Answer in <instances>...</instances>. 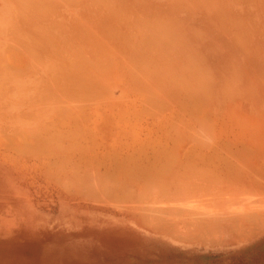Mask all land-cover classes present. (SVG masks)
<instances>
[{"label": "rangeland", "instance_id": "rangeland-1", "mask_svg": "<svg viewBox=\"0 0 264 264\" xmlns=\"http://www.w3.org/2000/svg\"><path fill=\"white\" fill-rule=\"evenodd\" d=\"M0 55V264H264V0H0Z\"/></svg>", "mask_w": 264, "mask_h": 264}, {"label": "bare ground", "instance_id": "bare-ground-1", "mask_svg": "<svg viewBox=\"0 0 264 264\" xmlns=\"http://www.w3.org/2000/svg\"><path fill=\"white\" fill-rule=\"evenodd\" d=\"M17 1H19V0H17ZM21 1H22V0H20V4H21ZM77 1H78V0H77ZM91 1H92V0H91ZM96 1H99V0H96ZM105 1H106V0H105ZM108 1H109V0H108ZM123 1H124V0H123ZM184 1H185V0H184ZM26 2H28V1H26ZM64 2H66V1H64ZM103 2H104V1H103ZM103 2H100V3H103ZM147 2H148V1H147ZM14 3H16V2L14 1ZM28 3H29V2H28ZM69 3H71V2H69ZM75 3H76V2H75ZM114 3H115V2H114ZM120 3H121V2H120ZM148 3H149V2H148ZM187 3H188V2H187ZM220 3H222V2H220ZM229 3H230V2H229ZM22 4H23V3H22ZM29 4H30V3H29ZM29 4H28V5H29ZM40 4H41V3H40ZM72 4H73V3H72ZM76 4H77V3H76ZM93 4H94V3H93ZM164 4H165V3H164ZM172 4H173V3H172ZM188 4H189V3H188ZM193 4H194V3H193ZM197 4H198V3H197ZM36 5H37V4H36ZM64 5H65V4H64ZM69 5H70V4H69ZM86 5H87V4H86ZM113 5H114V4H113ZM18 6H19V5H18ZM26 6H27V4H25V2H24V4H23L24 10H23V7H22V6L20 7V9L22 8V10H21L22 12H23V11H25V12L28 11V13H29V12H30V11H29L30 8H25ZM39 6H41V5H39ZM81 6H82V5H81ZM33 7H35V5H34ZM190 7H191V6H190ZM14 8H15V7H14ZM18 8H19V7H18ZM36 8H37V7H36ZM87 8H88V7H87ZM93 8H95V6H93ZM162 8H163V7H162ZM193 8H194V7H193ZM27 9H29V10H27ZM32 9H33V8H32ZM15 10H17V9L15 8ZM34 10H35V9L31 10V12H32L31 14H33V11H34ZM85 10H86V9H85ZM141 10H142V8H141ZM190 10H191V9H190ZM17 12H18V11H17ZM96 12H97V11H96ZM150 12H151V11H150ZM194 12H195V11H194ZM151 13H152V12H151ZM205 13H206V12H205ZM224 13H225V12H224ZM35 14H36V13H35ZM144 14H145V13H144ZM152 14H153V13H152ZM173 14H174V13H173ZM211 14H212V13H211ZM17 15H18V14H17ZM36 15H37V14H36ZM145 15H147V14H145ZM160 15H161V14H160ZM174 15H175V14H174ZM19 16H20V15H19ZM19 16H18V17H19ZM155 16H158V15H155ZM215 16H216V15H215ZM218 16H220V15H218ZM218 16H217V17H218ZM28 17H29V16H28ZM159 17H160V16H159ZM169 17H170V16H169ZM92 18H93V17H92ZM127 18H128V17H127ZM129 18H131V17H129ZM171 18H172V17H171ZM19 19H20V18H19ZM110 19H111V18H110ZM150 20H151V19H149L148 21H150ZM158 20H159V19H158ZM165 20H166V19H165ZM172 20H175V19H172ZM102 21H103V20H102ZM104 21H105V20H104ZM141 21H142V20H141ZM144 21H145V20H144ZM146 21H147V20H146ZM159 21H160V20H159ZM156 22H157V21H156ZM161 22H162V20H161ZM163 22H164V21H163ZM148 23L153 24V22H148ZM238 23H239V22H238ZM142 24H144V22H143ZM142 24H141V25H142ZM158 24H159V23L156 24V27H154V26H153V27H154V28H157V29H158V28H162V27L158 26ZM162 24H164V26H166V25H165L166 22H165V23H162ZM239 24H240V23H239ZM160 25H161V24H160ZM170 25H171V24H170ZM196 25H197V24H196ZM142 26H143V25H142ZM150 26H151V25H150ZM177 26H178V25H177ZM143 27H144V26H143ZM145 27H146V26H145ZM167 27H168V25H167ZM167 27H165V29L163 28L164 30L159 31V34L162 35V36H166V35L169 36L168 34H165V32L167 31V30H166ZM171 27H172V26H171ZM178 27H179V26H178ZM146 28H147V27H146ZM168 28H170V27H168ZM181 28H182V27H181ZM144 29H145V28H144ZM144 29H143V30H144ZM147 29H149V28H147ZM150 29H152L153 32L155 31V33H153ZM150 29H149V30H150L152 33L150 32V33H148V34H149L150 36L153 34L152 36L154 37V36L156 35V32H158V31L155 30V29H153L152 26H151ZM159 30H160V29H159ZM172 30H173V29H172ZM187 30H188V29H187ZM139 31H140V30H139ZM141 31H142V30H141ZM145 31H146V30H145ZM145 31H143V33H144ZM199 31H200V30H199ZM160 32H163L165 35H164L163 33H160ZM167 32H168V31H167ZM175 32H176V31H175ZM177 32H178V31H177ZM202 32H203V31H202ZM137 33H138V31H137ZM145 33H147V32H145ZM171 33H172V32H171ZM190 33H191V32H190ZM228 33H229V32H228ZM134 34L136 35V33H134ZM134 34H133V35H134ZM148 34H146L147 36H146V35H145V36L148 37ZM169 34H170V33H169ZM157 35H158V33H157ZM171 35H172V34H170V36H171ZM189 35H190V34H189ZM137 36H138V35H137ZM145 36L141 35L140 37L145 38ZM152 36H151V38H153ZM170 36H169V38H170ZM176 36H177V35H176ZM187 36H188V35H187ZM158 37H159V36H158ZM171 37L173 38V37H174V34H173V36H171ZM154 38H156V37H154ZM166 38H168V37H166ZM172 38H171V40H172ZM193 38H194V37H193ZM145 39H146V38H145ZM148 39H150V38L148 37V38L146 39V40H147V41H146V40H144V39L141 38V40H142L143 42H148V44H150V43H149L150 40L148 41ZM160 39H161V37H160ZM190 39H191V38H190ZM197 39H198V38H197ZM154 40L156 41V39H153V43L156 44V42H157V43H158V42L160 43V41H161L162 39H161L160 41H156V42H154ZM165 40H166V39H165ZM165 40H164V41H165ZM168 40H170V39H168ZM173 40H174V39H173ZM178 40H179V39H178ZM184 40H186V39H184ZM192 40H193V39H192ZM192 40H190V41H192ZM129 41H130V39H129ZM138 41H139V40H138ZM142 41H141V42H142ZM151 41H152V39H151ZM174 41H175V40H174ZM131 42H133V40H132ZM134 42H135V41H134ZM175 42H176V41H175ZM220 42H221V41H220ZM197 43H198V42H197ZM207 43H208V42H207ZM131 44H132V43H131ZM138 44H139V42H138ZM141 44H143V43H141ZM151 44H152V43H151ZM164 44H165V43H164ZM164 44H163V45H164ZM181 44H182V43H181ZM132 45L135 47L134 44H132ZM157 45H158V44H157ZM161 45H162V44L160 43L159 46H161ZM172 45H173V44H172ZM138 46H141V45L139 44V45H137V47H138ZM146 46H147V45H146ZM148 46H149V45H148ZM167 46H168V44H167ZM167 46H166V48L164 47L166 50L168 49ZM169 46H170V45H169ZM177 46H178V44H177ZM196 46H197V45H196ZM143 47H144V46H143ZM143 47H142V48H143ZM151 47H153V46H151ZM151 47H149V48H151ZM154 47H156V46L154 45ZM178 47H179V46H178ZM193 47L195 48V46H193ZM135 48H136V47H135ZM159 48H161V47H159ZM198 48H199V47H198ZM198 48H197V49H198ZM137 49H138V48H137ZM143 49H145V48H143ZM151 49H152V48H151ZM153 49H156V48H153ZM179 49H180V48H179ZM149 50H150V49H149ZM180 50H181V49H180ZM185 50H186V49H185ZM141 51H142V49L140 48V52H141ZM143 51H144V50H143ZM143 51H142V52H143ZM150 51H151V50H150ZM178 51H179V50H178ZM187 51H188V50H187ZM142 52H141V53H142ZM152 52H153V51H152ZM163 52H167V53H169L168 51H165V50H163ZM176 52H177V51H176ZM249 52H250V51H249ZM145 53H146V52H145ZM188 53H189V52H188ZM190 53H191V51H190ZM190 53H189V54H190ZM197 53H198V52H197ZM252 53H253V52H252ZM164 54H166V53H164ZM173 54H175V53H173ZM173 54H172V55H173ZM179 54H180V53H179ZM256 54H257V53H256ZM148 55H149V54H148ZM161 55H162V53H161ZM168 55H169V54H168ZM182 55H183V54H182ZM190 55H191V54H190ZM193 55H194V54H193ZM198 55H199V54H198ZM248 55H249V54H248ZM144 56H145V57H144ZM144 56H143V57L146 59L147 56H146L145 54H144ZM153 56H154V54H153ZM164 56H165V55H164ZM169 56H170V55H169ZM173 56H174V55H173ZM195 56H196V55H195ZM261 56H262V55H261ZM0 57L2 58L1 55H0ZM167 57H168V56H167ZM177 57H178V56H177ZM201 57H202V56H201ZM259 57H260V55H259ZM263 57H264V56H263ZM169 58H170V57H169ZM171 58H172V56H171ZM171 58L168 59V60H171V61H172V59L175 58V56H174L172 59H171ZM235 58H236V57H235ZM152 59H153V58H152ZM155 59H156V58H155ZM186 59H187V58H186ZM192 59H193V58H192ZM199 59H200V58H199ZM256 59H257V58H256ZM176 60H177V59H176ZM187 60H188V59H187ZM194 60H196V58H195ZM146 61H147V60H146ZM171 61H170V62H171ZM180 61L182 62V60H180ZM180 61H179V62H180ZM191 61H192V60H191ZM204 61H205V60H204ZM172 62H173V61H172ZM231 62H232V60H231ZM236 62H238L237 59H236ZM0 63H1V62H0ZM190 63H191V62H190ZM193 63H194V62H193ZM198 63H199V62H198ZM238 63H239V62H238ZM238 63H237V64H238ZM168 64H169V63H168ZM183 64H184V63H183ZM185 64H186V63H185ZM195 64H196V63H194V65H195ZM200 64H201V63H200ZM163 65H164V64H163ZM165 65H166V64H165ZM206 65H207V64H206ZM185 66H186V65H185ZM187 66H188V65H187ZM201 66H204V65H201ZM201 66H197V65H196L195 67H198V68L200 69ZM241 66H242V65H241ZM185 68H186V67H185ZM240 68H241V67H240ZM190 69H191V68H189V71H190ZM195 69H196V68H195ZM227 69H228V68H227ZM202 70H203V69H202ZM209 70H210V69H209ZM218 70H219V69H218ZM229 70H230V69H229ZM0 71H1V68H0ZM187 71H188V70H187ZM189 71H188V73H189ZM194 71H196V70H194ZM192 72H193V71H192ZM199 72H203V73H204V71H200V70H199ZM205 72H206V71H205ZM191 75H192V74H191ZM194 75H196V74H194ZM202 75L204 76V74H202ZM207 75H208V74H206V76H207ZM199 76H200V75H199ZM199 76H197V77H199ZM208 76H209V75H208ZM174 77H175V76H174ZM177 78H178V77H177ZM187 79H189V78H187ZM187 79H186V80H187ZM190 79H192V78H190ZM195 79H196V78H195ZM199 79H201V78H199ZM204 79H205V78H204ZM204 79H203V80H204ZM206 79H207V78H206ZM208 79H209V77H208ZM227 79H228V78H227ZM174 80H176V79H174ZM196 80H197V79H196ZM204 81H206L207 83L209 82V81H207V80H204ZM204 81H203V82H204ZM236 81H237V80H236ZM177 82H178V81H177ZM187 82H188V80H187ZM198 82H199V81H198ZM188 83H190V82H188ZM199 83H200V82H199ZM211 83H212V82H211ZM232 83H233V82H232ZM204 84H205V83H204ZM204 84H202V86H201V85H200V86L203 87V88H206V86H205L206 84H205V85H204ZM184 85H185V84H184ZM203 85H204V86H203ZM198 86H199V85H198ZM186 88H187V87H186ZM188 90H189V89H188ZM185 91H186V90H185ZM193 91H194V90H193ZM1 92H2V91H1ZM195 92H197V91H195ZM182 93H183V92H182ZM198 93H199V90H198ZM2 94H3V93H2ZM186 94H188V93H186ZM229 94H230V93H229ZM188 95L190 96V95H192V94H188ZM185 97H186V95H185ZM188 98H189V97H188ZM188 98H187V99H188ZM190 98H191V97H190ZM227 98H229V97H227ZM234 100H235V99H234ZM14 115H15V114H14ZM17 115H19V114H17ZM29 115H30V114H29ZM30 116H31V115H30ZM33 116H34V115H33ZM29 118H33V117L31 116V117H29ZM258 139H259V138H258ZM258 139H257V141H258ZM260 143H261V142H260ZM255 145H257V144H255ZM260 146H261V145H260ZM255 162H256V161H255ZM261 165H263V164H261ZM261 165H260V166H261ZM257 166H258V165H257ZM260 168L262 169V167H260ZM260 168H259V169H260ZM263 170H264V169H263ZM258 171H260V170H258ZM77 172H78V171H77ZM259 173H260V172H259ZM263 173H264V172H263ZM73 174H74V173H73ZM80 175H81V174H80ZM74 176H75V175H74ZM244 176H245V175H244ZM242 177H243V176H242ZM80 178H81V179H80ZM77 179H78L79 182L83 179L82 182H85L86 184L83 183V185H82V182H81V185H82V186L79 184L81 187H80V186L78 187V185H77V186L74 185V183H73L74 180H73L72 182L69 180L68 183H73L74 188L78 187V188H80V190L83 189V188H82L83 186H84V187L86 186V188H88V186H90V187L88 188V189H90V190H88L87 193H88V194H93V195H94V193H92V192H93L92 190H96V189L93 188V187H94V186H93L94 184L91 186L92 182H89L90 180L87 179L88 182L91 183L90 185H89V184L87 185V181H86V180L84 181V179H86V178L79 176V177L76 178V180H77ZM79 179H80V180H79ZM241 179H242V178H241ZM241 179H240V180H241ZM71 180H72V179H71ZM92 180H93V179H92ZM102 180H103V179H102ZM263 180H264V179H263ZM75 182H76V181H75ZM98 182H103V181H98ZM253 182H254V181H253ZM93 183H95V182H93ZM239 183H240V182H239ZM250 183H251V182H250ZM64 184H65V183H64ZM76 184H77V183H76ZM102 184H103V183H102ZM106 184H107V183H106ZM227 184H228V183H227ZM242 184H243V183H242ZM66 185H67V184H66ZM99 186H100V185H98L97 188H98ZM107 186H108V185H107ZM221 186H222V185H221ZM253 186H254V185H253ZM260 186H262V185H260ZM66 187L68 188V186H66ZM242 187H243V185H242ZM249 187L251 188V185H250ZM86 188H85V190H86ZM99 188H100V187H99ZM99 188H98V189H99ZM102 188H103V187H102ZM102 188H101V189H102ZM105 188H106V187H105ZM246 188H248V186H246L245 183H244V187L242 188V189H243L242 192H243ZM76 189H77V188H76ZM106 189H108V188H106ZM143 189H144V188H143ZM143 189H142V190H143ZM227 189H228V188H227ZM83 190H84V189H83ZM85 190H84V191H85ZM99 190H100V189H99ZM99 190H98V191H99ZM140 190H141V189H140ZM230 190H231V189H230ZM246 190H247V189H246ZM246 190H245L244 192L249 191V189H248L247 191H246ZM250 190H251V189H250ZM86 191H87V190H86ZM86 191H85V192H86ZM138 191H139V190H138ZM218 191H221V190H218ZM254 191H255V190H254ZM256 191H257V189H256ZM258 191H259V189H258ZM258 191H257V192H258ZM263 191H264V190H263ZM100 192H101V191H100ZM141 192H142V191H141ZM144 192H145V193H144ZM240 192H241V191H240ZM240 192H239V193H240ZM261 192H262V190L259 191V193H261ZM95 193H96V192H95ZM105 193H106V192H105ZM137 193H138V192H137ZM142 193H143V194H146V191L143 190ZM211 193H212V192H211ZM213 193H214V192H213ZM216 193H217V192H216ZM230 193H231V192H230ZM247 193H248V192H247ZM250 193H251V192H250ZM259 193H258V194H259ZM263 193H264V192H263ZM138 194H139V193H138ZM138 194H137V195H138ZM232 194H233V193H232ZM252 194H253V192H252ZM254 194H255V193H254ZM95 195L97 196V194H95ZM95 195H94V198H96ZM103 195H104V194H103ZM139 195H141V194H139ZM146 195H147V194H146ZM228 195H229V194H228ZM242 195L245 197V195H247V194H246V193H243ZM250 195H251V194H250ZM259 195H260V194H259ZM261 195H262V194H261ZM88 196H89V195H88ZM98 196H99V195H98ZM240 196H241V195H240ZM91 197H92V196H91ZM127 197H128V196H127ZM149 197H150V196H149ZM246 197H247V196H246ZM88 198H89V197H88ZM97 198H98V197H97ZM97 198H96V199H97ZM138 198H139V197H138ZM142 198H143V197H142ZM257 198H258V197H257ZM259 198H260L259 200H263V199H264V197H259ZM261 198H262V199H261ZM117 199H118V197H117ZM140 199H141V198H140ZM140 199H139V200H140ZM238 199H239V198H238ZM245 199H246V198H244V200H245ZM247 199H248V197H247ZM252 199H253V198H252ZM73 200H74V199H73ZM91 200H93V199H91ZM114 200H115V199H114ZM248 200H251V199H248ZM140 201H141V200H140ZM144 201H145V199H144ZM93 202H94V201H93ZM112 202H113V201H112ZM112 202H111V203H112ZM146 202H147V201H146ZM246 202H247V201H244L243 203H246ZM249 202H250V201H249ZM252 202H253V201H252ZM252 202H250L249 204H251ZM259 202H260V201H259ZM263 202H264V200H263ZM254 203H255V202H254ZM103 204H105V203H103ZM249 204H248V205H249ZM260 204H261V203H260ZM140 205H141V204H140ZM146 205H147V204H146ZM195 205H196V204H195ZM228 205H231V204H228ZM256 205H257V204H256ZM236 206H238V205H236ZM242 206H244V205H242ZM251 206H252V205H251ZM113 207H114V206H113ZM115 207H117V206H115ZM197 207H199V206H197ZM231 207H232V206H230V207H228V208H231ZM234 207H235V206H234ZM238 207H239V206H238ZM258 207H259V206H257V208H258ZM117 208H118V207H117ZM150 208H151V207H150ZM241 208H242V207H241ZM247 208H250V207L247 206ZM251 208L253 209V207H251ZM257 208H256V209H257ZM259 208H260V207H259ZM259 208H258V209H259ZM119 209H120V208H119ZM136 209H137V208H136ZM144 209H145V208H144ZM203 210H205V209H203ZM210 210H211V209H210ZM243 210H245V207L243 208ZM243 210H242V211H243ZM261 210H264V208L261 209ZM121 211H122V210H121ZM197 211H198V209H197ZM201 211H202V210H200V212H201ZM240 211H241V210H240ZM242 211H241V212H242ZM136 212H137V211H136ZM146 213H147V212H146ZM148 213H149V212H148ZM203 213H204V212H203ZM211 213H212V212H211ZM252 213H253V212H252ZM257 213H258V212H257ZM245 214H246V213H245ZM253 214H255V213H253ZM259 214H260V213H259ZM261 214H264V213L262 212ZM207 215H208V213H206V215L204 214L203 216H207ZM145 216H146V214H145ZM200 216H202V215H200ZM209 216H210V215H209ZM229 216H230V215H229ZM239 216H240L241 219H242L243 216H241V214H240ZM239 216H238V219H240ZM246 216H247L248 218H247ZM246 216H244L243 219H246V220L249 221L250 218L252 219L255 215H254L253 217L250 215L251 217H249V216L246 214ZM257 216H258V215H257ZM259 216H260V217H259ZM259 216H258V217L255 216V218H254L253 220H255L256 223H258V222H259V223H262V226L264 227L263 222H261V221H264V219H262V218L264 217V215H263V217H262V215H259ZM231 217H234V216H231ZM231 217H230V218H231ZM245 217H246V218H245ZM199 218H200V217H199ZM235 218H236V217H235ZM256 218H257V219H256ZM201 219H203V218H201ZM205 219H206V218H205ZM233 219H234V218H233ZM238 219H237V220H238ZM203 220H204V219H203ZM219 220H220V219H219ZM253 220H252V223H253ZM260 220H261V221H260ZM146 221H147V220H145V222H146ZM163 221H164V220H163ZM208 221H209V220H208ZM241 221H242V220H241ZM257 221H258V222H257ZM197 222H198V221H197ZM219 222H220V221H219ZM219 222H218V224H217V223H214V224H216V225L219 226V225L221 224V223H219ZM224 222H225V221H224ZM233 222H234V220H233ZM243 222H244V221H243ZM243 222H242V224H243ZM255 222H254V223H255ZM158 223H159V222H158ZM158 223L156 224L157 227H159V228H161V229L163 230L164 227H162V224L159 223V224H161V227H160V225H159ZM163 223H164V222H163ZM198 223H201V222H198ZM205 223H209V222H205ZM210 223H211V222H210ZM238 223H239V222H238ZM259 223H258V226H257V227H256V224H255V228L258 229L259 226L261 227V224H259ZM203 224H204V223H203ZM239 224H240L239 226L241 227L242 224H241V223H239ZM147 225L149 226V224H147ZM150 225H152V224H150ZM201 225H202V223H201ZM212 225H213V224H212ZM230 225H231V228H228V230L230 231L229 233H233L234 231H233V232H231V231H232V230H235V229L233 228L234 224L231 222ZM237 225H238V224H237ZM246 225H247V224H246ZM193 226H194V225H193ZM198 226H199V224H198ZM207 226H208V225H207ZM207 226L205 225L204 227H207ZM239 226H238V227H239ZM242 226H243V225H242ZM213 227H214V226H213ZM220 227H221V226H219V230H220ZM236 227H237V226H235V228H236ZM244 227H245V226H244ZM252 227H254V226H251V224L249 223V227H248L249 230H251ZM260 227H259V228H260ZM263 227H262V228H263ZM4 228H5V227H4ZM155 228H156V227H155ZM173 228H174V227H173ZM242 228H243V227H242ZM242 228H240V229L243 230ZM245 228H246V227H245ZM245 228H244V229H245ZM7 229H8V228H7ZM161 229H159V230H161ZM194 229H195V228H194ZM216 229H217V228H216ZM230 229H232V230H230ZM240 229H239V230H240ZM260 229H261V228H260ZM3 230H4V229H3ZM5 230H6V229H5ZM5 230H4V231H5ZM154 230H155V229H154ZM172 230H173V229H172ZM188 230H189V229H188ZM201 230H204V228L201 229ZM228 230H227V231H228ZM239 230H238V232H239ZM10 231H11V229H10ZM176 231H178V230L176 229ZM189 231H191V230H189ZM196 231H197V230H196ZM204 231H205V230H204ZM208 231H209V230H208ZM244 231H245V230H244ZM251 231H252L253 234L250 233ZM251 231H250L249 233H248V231H247V232L245 231L243 234L245 235V233H247L246 236H248V235H249V236L254 235V234H255L254 231H253V230H251ZM255 231L258 232L259 230H258V231L255 230ZM8 232H9V229H8ZM170 232H171V230H170ZM206 232H207V230H206ZM206 232H204V233H205L206 236H208V235L206 234ZM225 232H226V231H225ZM238 232H234V234H235V235H238V237H239L238 240H240V237H241V236H239V235H240V234L243 235V234H242L243 231H240V233H238ZM12 233H13V232H12ZM168 233H169V232H168ZM173 233H174V232H173ZM186 233H187V231H186ZM218 233H219V231L217 232V235H218ZM236 233H237V234H236ZM180 234H181V233H180ZM188 234H190L189 236H191V238L189 237V239H191V240L198 239V237L194 238L195 236H199L198 234H196V235H192V233H188ZM188 234H187L186 236H188ZM194 234H195V233H194ZM202 234H203V233H202ZM211 234H212V233H211ZM220 234H222V233H220ZM250 234H251V235H250ZM174 235H175V234H174ZM176 235H178V234H176ZM176 235H175V236H176ZM205 235H204V236L201 235V236L203 237L204 240H203L202 238H201L202 240H201V239H200V240L203 241V242H204L205 240L207 241L208 239L210 240L211 237H212L214 234H212V236H211L210 238H208V239L205 237ZM215 235H216V234H215ZM215 235H214V236H215ZM217 235H216V236H217ZM222 235H223V234H222ZM244 235H243V236H244ZM201 236H199V237H201ZM220 236H221V235H220ZM220 236H219V237H220ZM192 237H193V238H192ZM177 238H178V236H177ZM181 238H183V236H182ZM215 238H217V237H215ZM232 238H233V237H232ZM232 238H231V239H232ZM229 239H230V238H229ZM244 239H245V238H244ZM247 239H248V238H247ZM191 240H190V241H191ZM198 240H199V239H198ZM214 240H216V239H214ZM234 240H235V239H234ZM194 241H195V240H194ZM206 241H205V242H206ZM211 241H213V240L211 239ZM218 241H219V239H218ZM207 242H208V241H207ZM215 242H216V241H215ZM219 242H220V241H219Z\"/></svg>", "mask_w": 264, "mask_h": 264}]
</instances>
